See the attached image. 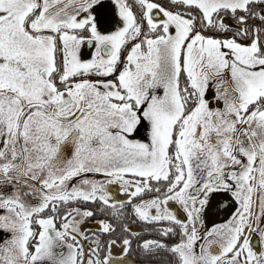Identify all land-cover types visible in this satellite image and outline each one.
Returning <instances> with one entry per match:
<instances>
[{"label":"snow or ice","instance_id":"obj_1","mask_svg":"<svg viewBox=\"0 0 264 264\" xmlns=\"http://www.w3.org/2000/svg\"><path fill=\"white\" fill-rule=\"evenodd\" d=\"M0 231V264H264V0H0Z\"/></svg>","mask_w":264,"mask_h":264},{"label":"flooded vegetation","instance_id":"obj_2","mask_svg":"<svg viewBox=\"0 0 264 264\" xmlns=\"http://www.w3.org/2000/svg\"><path fill=\"white\" fill-rule=\"evenodd\" d=\"M92 48H93L92 45H88L86 43L82 45V51H88L89 49H92ZM210 91H211V88H210ZM70 150H71V146L70 145L66 146L65 151L70 154ZM113 190L115 191V189ZM260 195L261 193L259 192H257L254 195V199L257 202V211H258V203H259ZM217 199H220V200L229 199L230 203H235L234 201L230 199L229 195L224 194V193H221L217 197ZM236 206H238V204H236ZM214 212H215V209H214ZM228 214H229L228 210H221L219 212H216V215L211 218V223H219L221 222L222 219H227ZM96 219L97 217H92L89 220V222L85 225V227H90L93 230H95V220ZM132 223L135 225V230L137 231H140L141 229L144 230V231H141V236L143 238H149V237L156 238L159 235L157 232L152 230L154 226L151 224H137L135 219L132 220ZM206 226L210 227L211 224H209L208 221H206ZM249 234L252 237V242H253L254 247L259 248L261 246V241L258 236V230L257 232H250ZM3 239H4V233L3 231H0V243H3ZM128 259H129V264H168L171 258L168 256L167 253L163 252L162 250L160 252H157L153 256L144 255L141 249L135 247V244H134L133 249L130 251L128 255ZM48 264H52V262L49 261Z\"/></svg>","mask_w":264,"mask_h":264}]
</instances>
